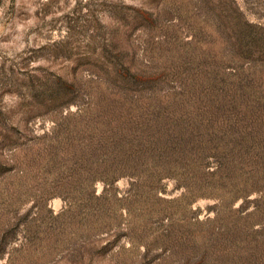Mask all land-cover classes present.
<instances>
[{
	"label": "rangeland",
	"instance_id": "obj_1",
	"mask_svg": "<svg viewBox=\"0 0 264 264\" xmlns=\"http://www.w3.org/2000/svg\"><path fill=\"white\" fill-rule=\"evenodd\" d=\"M0 264H264V0H0Z\"/></svg>",
	"mask_w": 264,
	"mask_h": 264
}]
</instances>
